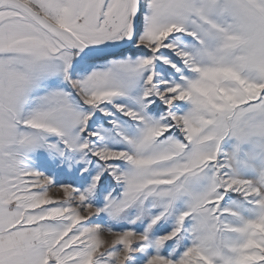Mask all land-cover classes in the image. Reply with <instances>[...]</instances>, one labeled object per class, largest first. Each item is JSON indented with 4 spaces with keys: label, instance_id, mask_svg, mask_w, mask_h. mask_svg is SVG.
Listing matches in <instances>:
<instances>
[{
    "label": "snow or ice",
    "instance_id": "snow-or-ice-1",
    "mask_svg": "<svg viewBox=\"0 0 264 264\" xmlns=\"http://www.w3.org/2000/svg\"><path fill=\"white\" fill-rule=\"evenodd\" d=\"M0 264H264V0H0Z\"/></svg>",
    "mask_w": 264,
    "mask_h": 264
}]
</instances>
